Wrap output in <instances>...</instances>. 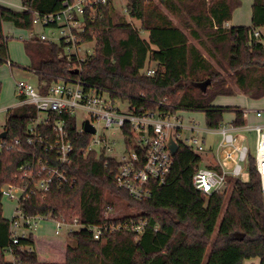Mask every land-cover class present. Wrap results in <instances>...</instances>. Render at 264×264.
Instances as JSON below:
<instances>
[{
  "label": "trees",
  "instance_id": "16d2710c",
  "mask_svg": "<svg viewBox=\"0 0 264 264\" xmlns=\"http://www.w3.org/2000/svg\"><path fill=\"white\" fill-rule=\"evenodd\" d=\"M64 1L21 0L18 10L0 4V66L12 65L3 24L33 30L34 12H56ZM241 5L242 0H128V16L140 22L138 28L110 1L98 8L94 19L86 16L82 38L94 42V52L84 61L80 76L126 99L136 112L156 109V103L164 101L162 110L203 112L209 128L222 126L227 111L234 112L236 126H243V109L214 103L218 95L235 94L233 84L250 99L264 97V0H252L250 25L227 26ZM141 32H147L148 39ZM62 46L39 38L24 42L29 69L42 92L61 77L75 76L76 60L61 57ZM150 68L152 75L146 72ZM207 79L211 82L204 92L196 83ZM1 89L0 82V94ZM35 114L32 105L9 107L0 128V134L7 132L5 141L26 138ZM71 124L75 182L53 186L45 197L31 194L20 202L21 210L28 216H63L68 222L77 218L87 226L145 219L143 232L136 239L134 231L120 229L95 239L83 227L66 234L63 263L44 261L33 234L12 243L0 192V264H203L206 256V264H243L251 258L264 264V202L251 153L248 181L230 177L228 196L225 191L205 195L192 181L204 156L180 145L166 182L153 184L151 198L136 200L117 186L103 160L80 152L83 142L77 139L75 120ZM127 135L131 141L132 132ZM27 159L24 152L0 150V189L23 183L17 167ZM108 207L112 217L106 219ZM9 247L14 260L5 252Z\"/></svg>",
  "mask_w": 264,
  "mask_h": 264
},
{
  "label": "built area",
  "instance_id": "2783aa9c",
  "mask_svg": "<svg viewBox=\"0 0 264 264\" xmlns=\"http://www.w3.org/2000/svg\"><path fill=\"white\" fill-rule=\"evenodd\" d=\"M110 1L116 6L117 0H66L56 12H34V27L39 25L54 31L62 30L63 34L57 40H51L45 33H37L34 28L28 31L29 38L62 42L60 56L76 60L73 66L76 73L75 76L61 77L52 82L45 92L30 81L16 82L18 101L13 107L32 105L36 114L30 119L26 138L5 141V137L0 141V150L6 147L28 156L17 167L23 183H8L0 189L2 197L16 201L14 215L9 219L13 244L30 234L35 238L32 227L36 225V220L42 218L24 214L20 202L31 194L45 197L53 186L61 188L75 182L71 173L76 147V140L70 131L72 120H75L77 139L83 142L80 152L84 156L95 155L103 160L117 186L136 200L151 198L153 184L166 182L173 164L170 138L178 147L184 145L204 156V162L192 179L197 190L205 195L225 191L230 177L241 176L242 164L247 162L250 153L246 145H237L236 133L241 129L255 131V166L261 178L264 202V124L248 122L250 111L243 110L246 119L243 126H236L231 121L224 122L218 128H209L195 118H186L184 110H162L159 105L166 106L164 101L157 102L156 109L136 112L126 99L114 97L108 90L82 79V65L87 56L94 52V47L87 46L93 41L82 38L86 29V16L94 19L98 8L108 5ZM117 8L128 15V0L121 8ZM226 25L229 26L228 23ZM258 35L259 32H255V36ZM146 72L152 75L155 71L150 68ZM261 116L262 111L257 110L256 117ZM87 122L94 128V132L86 131ZM127 132H132L131 141L127 139ZM211 135L220 137L215 145L209 141ZM224 163L233 166L227 169ZM47 217L55 221L56 235H60L63 228L68 233L88 227L95 239L120 229L134 231L137 239L147 223L145 219H129L87 226L77 218L68 222L63 216ZM105 217H112L111 207L107 208ZM5 252L14 260L12 247Z\"/></svg>",
  "mask_w": 264,
  "mask_h": 264
},
{
  "label": "rangeland",
  "instance_id": "374dc122",
  "mask_svg": "<svg viewBox=\"0 0 264 264\" xmlns=\"http://www.w3.org/2000/svg\"><path fill=\"white\" fill-rule=\"evenodd\" d=\"M242 2H243L242 9L240 12L242 13L245 12L244 17L239 20H235V19L234 20L236 21V23L246 25L251 22V13L250 12L246 13L245 11L246 10L245 3L247 2V0H242ZM125 4H126V0L116 1V6L119 8H121ZM3 5L18 10L21 8V0H4ZM126 16H127L126 17L127 20L132 24H134V26L138 28L140 27V22L138 20L129 17L127 14ZM172 18L174 19L175 22H177V20L174 17ZM3 28L5 34L8 35L10 38L8 45H9V58L12 62V65L10 64V62H6L0 66V82L2 85L1 94H0V128H3L6 122L7 109L9 107H13L18 101V97L16 93V82L19 80H27L32 82L33 84H37V76L33 71L29 69L31 60L30 57L27 55L24 47L25 40L29 39L28 30L16 28L9 22H5L3 24ZM35 31L37 33H45L51 40L52 39L57 40L63 34L62 30L54 31L51 28H43L39 25H36ZM141 36L143 39H148L147 32H141ZM190 39L192 42H195L192 38ZM87 46L89 48H93L94 42H89ZM202 51L205 54V56L209 60H211V58L208 56L204 48H202ZM233 88L236 91L235 94L218 95L215 97L214 103L219 105L239 106L243 110H246L248 112L250 111L249 112L250 117L255 116L257 110H261L264 118V97L259 99H250L245 94L239 92L238 88L234 84H233ZM183 115L186 118H195L199 120L202 125L206 126L205 115L201 111L187 110L183 112ZM234 118H235L234 112L227 111L224 113L223 121L231 122L234 120ZM236 135L238 138L237 145L238 146L246 145L249 149V152L253 156H255V149H256L255 131H248L245 129H241L236 133ZM219 139H220L219 135L209 136V141L213 143V145H215L219 141ZM242 165H243V171L239 178L242 181H248L249 170L247 169V162H243ZM224 166L227 169H231L233 164L224 163ZM230 190L231 187L227 186L225 190L227 196L229 195ZM2 203H3V215L7 219H10L14 215L16 201L10 200L6 197H2ZM123 212H124L123 210H120L119 214L121 215L123 214ZM55 230H56L55 221L48 217L39 218L38 220H36V225H33L32 227V231L35 235V238L37 239V242L40 244V247L38 246V248H36L39 258L40 259L42 258L44 261H48V262L63 263L65 260L63 249L66 246L67 230L63 228L61 230L60 235H56ZM206 257L204 259L203 264L206 263ZM245 264H259V258L247 259L245 260Z\"/></svg>",
  "mask_w": 264,
  "mask_h": 264
},
{
  "label": "crops",
  "instance_id": "0c3cea01",
  "mask_svg": "<svg viewBox=\"0 0 264 264\" xmlns=\"http://www.w3.org/2000/svg\"><path fill=\"white\" fill-rule=\"evenodd\" d=\"M3 3H4V0H0V4H3ZM242 3H243V2H242ZM245 6H246V8H245V9H246V10H245L246 13H247V12H250V13H251L252 0H247V2L245 3ZM241 9H242V5L234 11V14H233V16H232V19L228 22L229 25H244V24L236 23V21H235V20H239V19H241V18L244 17L245 12H244V13L240 12ZM235 12H236L237 14H236ZM234 19H235V20H234ZM232 21H233L234 23H233ZM231 22H232V23H231ZM250 24H251V22H250L249 24H246V25H250ZM250 120H252V121H250ZM247 121H248V122H259V123L264 124L263 114H262V116H261L260 118L256 117V115L250 117V114H249ZM35 242H36V248H38V246L40 247V244L37 242V239H36V238H35ZM63 250H64V249H63ZM63 253H64V251H63ZM64 258H65V256H64ZM41 260H43V259L41 258ZM206 261H207V257H206ZM259 263H260V259H259ZM205 264H206V263H205ZM243 264H245V261H244Z\"/></svg>",
  "mask_w": 264,
  "mask_h": 264
},
{
  "label": "water",
  "instance_id": "95a60500",
  "mask_svg": "<svg viewBox=\"0 0 264 264\" xmlns=\"http://www.w3.org/2000/svg\"><path fill=\"white\" fill-rule=\"evenodd\" d=\"M76 72V71H75ZM210 79H207L205 81H202V82H199V83H196V86L198 88H200L202 91H206L207 90V87L208 85L210 84ZM85 129L86 131H89V132H94V128H92L88 122L86 123V126H85ZM7 135V132L6 131H3L1 134H0V137L1 138H5ZM169 147H170V150L173 154H175L177 151H178V145L174 142V140L172 138L169 139Z\"/></svg>",
  "mask_w": 264,
  "mask_h": 264
}]
</instances>
